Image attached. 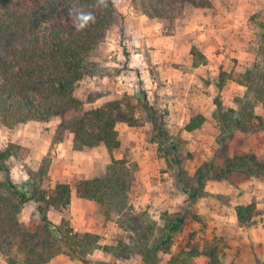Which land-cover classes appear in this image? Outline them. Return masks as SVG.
<instances>
[{
  "label": "trees",
  "instance_id": "obj_1",
  "mask_svg": "<svg viewBox=\"0 0 264 264\" xmlns=\"http://www.w3.org/2000/svg\"><path fill=\"white\" fill-rule=\"evenodd\" d=\"M132 3L137 11L161 20L169 33L174 31L176 20L186 5L213 6L212 0H133ZM81 14L93 17L83 28L78 27ZM118 16L121 17V13L117 0H0V123L14 127L32 120L49 121L52 117H59L58 141L72 134L75 145L80 148L100 144L109 150L119 148L117 123L134 125L137 119L118 100L86 110L83 100L75 93L77 84L95 73L97 63L93 58L99 54V45ZM192 53L198 58L199 51L195 47ZM147 60L150 59L147 57ZM223 75L221 81L225 80ZM254 80L252 72H247L239 80L247 86V92L236 99L237 108L225 110L220 97L215 98L221 123L217 141L223 149L237 130L247 133L264 130V116L256 114V101L250 97L249 89ZM254 89L256 98L264 99V84L260 83V88ZM141 99L152 124L146 133L147 139L157 144L158 154L164 158L175 188L189 198L195 200L205 196L209 181L226 180L235 172L264 176V159L254 153L231 155L228 150L222 152L223 158L219 161H204L194 176H190L185 163L194 154L182 149L181 140L170 132L164 116L149 102L148 96ZM205 119L203 114H198L190 119L185 129L199 128ZM16 147L20 146L9 144L0 148V172L4 176L0 181V253L8 256L12 264L16 263L12 258L14 252L23 255L22 264H46L60 253L85 264H112L90 258L101 247L98 234L78 232L65 218L59 224L49 219V209L67 207L72 197L69 183L42 185L44 180H49V163L44 162L37 173H30L28 188H20L14 181L8 161ZM135 170V165L126 157L113 159L102 175L78 179L76 194L97 201L107 211L114 210L121 226L133 232V241L136 237L147 241L153 227H146L139 220L140 214L128 201ZM29 201L39 204L42 220L41 225L32 229L20 220L22 209ZM255 210L253 204L237 205L239 223L250 225ZM165 220V239L161 244L141 250L145 264H158V253L171 249L174 235L187 222V214L166 213ZM124 255L129 257L132 252ZM198 255L209 258L205 264H235L223 261L215 243H208L202 250L194 247L189 252L190 257ZM176 260L173 257L169 264H175ZM188 260L183 259L182 264H195Z\"/></svg>",
  "mask_w": 264,
  "mask_h": 264
},
{
  "label": "rangeland",
  "instance_id": "obj_2",
  "mask_svg": "<svg viewBox=\"0 0 264 264\" xmlns=\"http://www.w3.org/2000/svg\"><path fill=\"white\" fill-rule=\"evenodd\" d=\"M212 1V7L227 11L224 15L225 22L232 24L244 22L239 31L232 38V35L228 37V42L224 43L238 52L237 56L244 60L240 68L231 71L228 75L239 81L247 72H252L255 80L249 89L250 97L253 102L256 101V105L262 107L264 99L256 98L254 88H260V83L264 84V0ZM132 2L133 0H117L121 17H117V21L112 24L106 38L99 45V54L93 58L97 63L95 73L83 78L77 84L75 93L83 100L86 110L103 106L110 101H121L123 107L137 119V122L134 125L127 122L117 123L121 146L113 150H109L104 144L95 147H77L72 134L58 141L56 129L61 121L59 117H52L49 121L32 120L14 127L0 123V148H6L9 144L20 146L14 148V155L8 161L15 182L20 188H28L32 172L37 173L44 162L49 163L50 171L55 156L53 149L61 142L64 157L54 165L56 173L63 167L69 166L71 160L76 159L77 164L69 167L72 173L80 176H100L113 159L126 157L136 167L135 180L128 193L129 204L140 214L139 220L146 227H153V232L149 231L147 241L138 237L133 241V232L121 226L118 214L114 210L107 211L105 206L102 207L93 199L83 198V201L76 200L67 207L55 208L58 211L55 215L56 219L59 217L68 219L76 231L92 232L100 236L101 247L90 255L92 260H102L112 264H145L141 250L161 244L165 239V214L185 212L187 222L184 228L174 235L173 244L168 252L158 253L156 257L158 264H169L173 257L177 259L175 264H182L185 258L195 264H205L209 260L206 255L190 257L189 252L194 247L202 250L208 243L217 244L225 263L264 264V176L232 173L226 180L208 183L206 188L209 191L206 195L193 200L175 188L172 174L164 158L158 154L157 144L147 139L146 133L152 128V124L148 120L149 113L146 112L141 98L144 95L148 96L149 90L143 83L140 68L129 65L132 58H135L136 62L139 61L138 57L132 56L134 51L130 50L124 32L122 33L125 14L130 13L131 10L139 12L133 7ZM165 31L170 32L167 28ZM133 44L139 49L143 47L137 40ZM221 46L219 44L217 47L220 51ZM144 55L147 65L155 74V66L151 60H147V57L150 59L147 48L144 49ZM230 58L238 61L236 56ZM243 95L241 88L237 92L236 99ZM152 105L164 116L170 132L181 140L182 149L194 154L193 158L185 163V169L190 176H194L204 161L221 160L224 150H228L231 155L239 154L236 152L239 151L238 143L242 139L231 137L223 149L220 144H215V130L209 125L201 126L198 133H189L181 123L185 117L177 121L176 114L173 115L167 105H160L159 100ZM196 115L198 113L188 114L185 122ZM216 132L219 138L221 129ZM46 138L51 140L45 146ZM20 141L23 143L20 144ZM72 144L75 149H82L83 152L78 156L73 155L68 151ZM45 149H47L46 153H44ZM245 153L256 154L253 151L240 154ZM260 158L264 159L263 156ZM23 175L25 179L21 180ZM73 178L76 176L72 175L71 179L65 177L71 181ZM3 179V173L0 172V181ZM49 182L53 185L50 174L49 180H44L42 185L47 186ZM73 184L75 185L74 180ZM226 184L236 187L230 190ZM233 201L255 205L256 210L250 225L241 226L236 220ZM60 219L58 224L62 220ZM20 220L30 229L42 224L38 208L31 206L24 205ZM120 242H123L124 246ZM127 252H132V255L126 257L124 254ZM12 258L16 261L15 264H22V254L14 252ZM50 261V264H85L65 253L57 254ZM0 264L12 263L8 256L0 253Z\"/></svg>",
  "mask_w": 264,
  "mask_h": 264
},
{
  "label": "crops",
  "instance_id": "obj_3",
  "mask_svg": "<svg viewBox=\"0 0 264 264\" xmlns=\"http://www.w3.org/2000/svg\"><path fill=\"white\" fill-rule=\"evenodd\" d=\"M226 14V10H217L214 7L199 8L186 5L183 14L176 20L175 29L172 33L165 31L164 23L161 20L150 18L141 12L131 10L130 13L125 14L124 18L125 41L130 50L134 51L132 56L138 57L137 60L139 61L136 62L135 58H132L129 65H136L140 68L143 83L149 90V102L152 104L159 100L160 105H167L171 113L176 114L177 121L181 117L186 118L188 114H203L206 119L201 126L209 125L215 130L214 141L216 145H219L216 141L218 139V132L216 131L221 129V123L217 118L215 98L219 96L223 108L227 110L238 107L236 96L239 89L243 88L244 95L247 92L246 85L240 83L235 77L228 75L231 71L240 68L244 60L237 56L239 55L238 52L225 45L228 42V37L232 35V38L244 22L239 21L234 24L225 22L224 15ZM136 40L139 45L143 46L141 49L134 46L133 43ZM219 44L222 45L221 49L226 51L218 50ZM194 47L199 51L198 58L192 53ZM145 48L149 51L151 63L155 66V74L147 65L144 55ZM231 56H236L238 61L231 59ZM221 74H224V77L226 76L224 81H221ZM255 112L264 116V106L259 107L256 105ZM185 118L181 120L183 127H186L185 125L190 121L185 122ZM200 127L187 131L198 133ZM232 137L242 139L238 143L239 151L236 153L253 151L264 158V130L249 133L237 130ZM50 140L51 138L45 139V146ZM19 143L22 144L23 142L20 141ZM46 150L44 153L47 152ZM68 151L75 156L83 152L82 149H75L73 144ZM53 152L55 156L49 171L53 185L59 182L71 184L72 197L69 205L76 200L83 201L84 199L76 194L73 180L76 183L78 179L90 178V175L80 176L70 171L69 167H74L77 164L76 159L71 160L69 166L63 167L61 171L56 173L54 165L57 161L63 160L64 157L62 142L57 144V148L53 149ZM11 175L14 179L12 171ZM72 175H75L76 178L71 181ZM65 177L70 179L67 180ZM20 179H25L24 175ZM210 182L214 183L216 181L211 180L208 183ZM227 187L231 190L236 186L229 184ZM206 190L209 191L208 188ZM234 203L233 209L235 218L238 221L236 206L243 203ZM37 205L36 201H29L25 204V207L31 206L37 209ZM57 212L55 208L48 211L49 219L56 224H58L59 218L62 219V217L55 218ZM50 263L51 261L46 264Z\"/></svg>",
  "mask_w": 264,
  "mask_h": 264
},
{
  "label": "clouds",
  "instance_id": "obj_4",
  "mask_svg": "<svg viewBox=\"0 0 264 264\" xmlns=\"http://www.w3.org/2000/svg\"><path fill=\"white\" fill-rule=\"evenodd\" d=\"M93 17L91 16V14H81L80 16V20H81V23L78 25L79 28H83L87 23L88 21L92 20Z\"/></svg>",
  "mask_w": 264,
  "mask_h": 264
}]
</instances>
